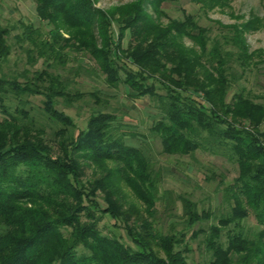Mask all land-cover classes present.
Segmentation results:
<instances>
[{
	"label": "trees",
	"instance_id": "1",
	"mask_svg": "<svg viewBox=\"0 0 264 264\" xmlns=\"http://www.w3.org/2000/svg\"><path fill=\"white\" fill-rule=\"evenodd\" d=\"M143 1L116 9L123 16L119 21V42L113 34L116 10L96 7L93 0H37L38 16L53 27L43 40L37 38L38 31L32 25H26L23 34L38 48V56L46 61L53 57L64 60V50L68 47L87 51L107 74L110 85L123 81L138 95L158 94L147 80L156 73L163 75L166 90L165 96L160 97L163 117L153 129L161 135L165 153L190 154L210 144L215 151L217 148L229 151L239 164V176L227 187L231 211L207 232L206 243L214 254L212 264H232L235 253L246 261L252 260V264H264V229L252 236L241 228L249 215L248 209L264 226V128L261 129L264 106L239 94L237 100L233 97L227 101L231 69L227 68L220 44L208 53L205 36L201 31H194L202 28L193 21V16L174 20L160 29L143 11ZM196 1L204 3L205 0ZM128 31L134 39L156 31L151 41L145 36L132 53V65L120 63L116 48H120ZM237 34L229 38L238 47L237 59L243 66L250 65L256 53L249 52ZM8 35V29L0 27L2 59L11 53ZM185 36L201 46L200 56L179 42ZM163 47L165 59L172 61L171 67L161 64L156 57ZM31 53L32 50L30 59H34ZM208 54L209 60L214 59L211 63L214 71L203 63ZM193 72L198 77L196 90L204 93L207 103L183 92H187ZM37 75L50 84L45 108L72 124L69 114L56 107L54 97L64 95L60 75L48 69ZM35 86L28 83L22 86L15 79L0 78V107L8 115L0 121V264H187L182 253L174 251V237L137 233L126 225L133 246L100 229L93 208L101 210L95 192L116 183L117 173L152 206L156 183L149 162L139 148L125 141L123 134L115 133V115L103 111L93 114L87 128L72 139L71 153L55 155L51 147L31 136L28 127L8 114L5 107L6 87L20 97L40 93ZM244 119L250 121L258 134L249 130ZM80 156L101 164L111 160L120 166L109 169L105 176L90 182V188H86L81 181ZM117 205V200H110L102 212L118 218L121 213ZM185 207L191 222L209 216L204 213L200 216L190 202ZM230 225L239 230L230 234L225 246L220 239L222 229ZM150 243L163 246L167 258L158 256Z\"/></svg>",
	"mask_w": 264,
	"mask_h": 264
},
{
	"label": "rangeland",
	"instance_id": "2",
	"mask_svg": "<svg viewBox=\"0 0 264 264\" xmlns=\"http://www.w3.org/2000/svg\"><path fill=\"white\" fill-rule=\"evenodd\" d=\"M93 1L96 7L115 11L119 7L143 0ZM153 1L144 0L143 11L160 29H165L174 20L183 21L190 15L202 28H196L194 31H201L205 36L208 53L220 44L227 68L232 72L226 96L228 102L239 94L255 104L264 106V0H222L219 3L211 0H205L204 3L196 0H159L158 4ZM37 5V0H0V27L8 29L7 42L11 45L10 55L5 59L0 58V78L15 79L22 86L26 83L33 87L37 85L35 87L41 91L16 97L15 93L6 87L7 91L3 92V96L8 114L19 118L23 125L28 127L31 136L42 139L55 155H59L72 152L70 142L87 128L93 114L100 111L113 113L115 133L123 134L128 144L139 148L145 155L156 189L153 190V204L150 206L123 177L119 178L120 173L116 172V183L114 181L113 185L108 184L104 190L96 189L95 192L101 210H96L95 206L93 208L99 218L100 229L106 235L133 246L135 244L128 235L126 225L137 233L171 236L176 239V242L172 243L174 251H180L187 264H212L214 254L206 243L207 232L212 225L218 224L221 217L231 211L227 187L235 182L240 173L235 158L224 148H217L215 151L210 144L201 146L190 154L165 153L162 137L153 129L163 117L160 97L166 94L165 79L160 73L147 80V84H153L158 94L138 95L123 81L116 86L110 85L107 74L87 51L68 47L64 50V60L53 57L52 60L46 61V58L39 57L38 48L23 34L25 26L32 25L37 29L39 40L46 39L53 26L38 16ZM114 18L113 34L119 42V21L123 19L119 10L115 11ZM236 30L240 34H237ZM155 32H146L134 39L128 31L120 42V48L116 46L121 58L120 63L132 65V53L145 36H149L151 41ZM235 34L241 37L249 52L256 53L250 65L243 66L237 59L238 47L230 40ZM179 42L191 53L201 55V46L191 38L185 36L180 38ZM98 45H101L100 42ZM30 50L33 51L31 55L34 59H30ZM165 50L163 47L156 57H159L161 64L171 67V58L170 61L165 59ZM170 51L171 49L168 52ZM207 57L203 58V63L210 71H214L211 67L214 59L209 60V54ZM196 68L198 69L195 67V70ZM44 69L60 75L65 87L64 95L54 97L56 107L69 114L72 124L56 117L45 108L50 84L45 78L37 77V72ZM120 73L125 77L122 70ZM190 77L192 80L189 88L187 92H183L207 103L204 93L196 90L198 77L194 72ZM17 108L22 109L24 113ZM2 109L0 107V121L8 117ZM243 122L250 131L258 134L254 126L249 124V120L244 119ZM263 128L264 123L261 125V129ZM78 158L83 169L81 181L86 188H90V182L105 176L109 169L120 166L118 162L111 160L101 164L86 157ZM143 188L145 189L146 185ZM110 200L118 202L121 213L118 218L109 212H102L108 207ZM189 202L194 204L193 208L200 216L203 213L209 216L191 222L185 207V203ZM248 211L249 215L242 221L241 228L243 232L253 236L263 230L264 226L257 221L251 209ZM145 222L150 227H145ZM238 230L239 228L235 229L233 225L223 228L221 242L226 246L230 234ZM150 244L158 256L167 258L163 246ZM232 259V264H252V260L246 261V258L243 259L236 253Z\"/></svg>",
	"mask_w": 264,
	"mask_h": 264
}]
</instances>
